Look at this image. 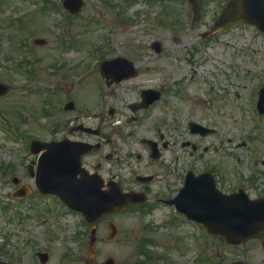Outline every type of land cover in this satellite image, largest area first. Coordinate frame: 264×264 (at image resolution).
<instances>
[{
  "label": "rangeland",
  "instance_id": "1",
  "mask_svg": "<svg viewBox=\"0 0 264 264\" xmlns=\"http://www.w3.org/2000/svg\"><path fill=\"white\" fill-rule=\"evenodd\" d=\"M84 1L81 14L68 23L60 12L39 14L40 0H0V82L11 88L6 97L0 98V193L3 195L0 194L3 197L0 247L11 251L18 242L14 217H10L16 204L9 196L14 191L10 178L22 171L19 158L27 154L21 151L20 143L33 138L45 140L48 136L47 96L42 91L51 84L50 58L59 52L69 63L80 60L84 61L85 68L94 67L96 59L92 52L106 36L112 40L105 50L144 56V73L132 84L120 85L111 97L121 114H129L124 107L138 98L140 86L158 88L165 84L175 92V85H179V95L166 98L163 107L154 106L139 114L148 120L128 124L126 129L133 136L132 152L142 153L136 141L158 129L179 126L182 140H190L187 123L195 120L217 130L214 137L202 141L209 151L201 162L224 164L221 168L229 174L224 188H243L251 198L264 196V113L259 115L255 109L258 91L264 86V34L245 26L220 32L215 37L200 38L226 0H198L201 17L194 25L184 0ZM51 2L58 4L60 0ZM17 16L25 24L15 22ZM40 17L42 21L38 20ZM103 19H108L113 28ZM63 21L64 25L60 24ZM37 37L48 40V45L32 46V40ZM72 40L78 47H72ZM23 41L28 46L20 47ZM65 41L71 49L58 48ZM153 41L160 42L162 54L154 55L149 49ZM10 57L15 62L8 60ZM24 57L29 59V65L16 70V61ZM85 77L76 94L83 105L92 107L102 88L92 69ZM70 82L73 81L69 80L66 85ZM127 87L135 89L125 90ZM115 97L123 103L116 102ZM166 101L176 121L168 118L167 114L172 113ZM116 123L112 126L114 130L119 123L123 127L124 119ZM10 125L17 127L12 128L15 134L9 130ZM18 134L21 137H16ZM184 152L178 155L180 162L190 164L192 161ZM7 165L13 169L5 175L2 169ZM34 202L38 209L47 210L48 215L41 217V220L47 218L46 225L31 228L30 238L42 248L46 244L45 235L48 236V264H100L107 257L114 258L116 264H134L142 259L146 264H231L238 260L264 264V248L259 240L229 247L159 207L152 213L133 208L109 215L107 219L118 230L117 239L105 241L109 231L104 222L100 223L95 244L97 255L91 257L86 249L89 230L80 216L64 213L53 201V204L46 200ZM1 207H10V212L2 214ZM46 227L49 231L44 235ZM145 244L149 245L150 262L136 255Z\"/></svg>",
  "mask_w": 264,
  "mask_h": 264
},
{
  "label": "flooded vegetation",
  "instance_id": "2",
  "mask_svg": "<svg viewBox=\"0 0 264 264\" xmlns=\"http://www.w3.org/2000/svg\"><path fill=\"white\" fill-rule=\"evenodd\" d=\"M102 48L103 45L96 51V63L92 68L82 66L84 61L80 60H75L71 64L67 62L63 55H59V52L56 53V56L50 58L51 90L47 113L48 136L44 142L54 144L64 143L72 151V158L74 160L79 159L78 152L81 144L96 145L94 151L80 158L82 169L98 180L103 179L105 182H115L125 192L143 193L148 200L147 204L151 212L158 205H162L164 209H172L169 201L179 193L185 174L189 170L195 175L210 171L216 180H221L220 185L223 184L226 172L221 167L224 164L215 166L211 162H198L199 158L204 157V154L208 151L207 146H201L202 141L208 137L190 134V140H182L183 137L179 133V127L176 129H158L153 131V134L146 137V139L136 141V145L143 150L142 155L132 152L131 144H133V136L132 132H129L126 128L131 121L135 123L140 121L139 114L149 111L155 104L149 106L147 109L136 111L131 109V104H137L140 101L142 90L154 89L161 91L162 95L159 100V107H163L165 99L171 97L172 93L165 84L159 85L158 88L140 86L138 98L126 103L124 107L127 113L130 112V115L127 116L123 111L121 114L120 110L112 104L113 100H111V97L115 96V92L120 85L132 84L134 79L139 78L144 73V68H142L144 56L128 57L109 49L103 50ZM117 57L132 59L129 60L135 66V68L131 66L132 72L135 71L137 74L135 78L117 81L118 77L125 76V72L112 73L108 69L106 74L103 73L102 65ZM70 66L72 68H69ZM65 69L68 71L64 72L63 70ZM89 69L94 71V76L100 82L102 88L92 107L83 105L78 100L76 94V89L82 85V81L85 78L84 75ZM55 74H57L56 79L54 77ZM69 80L73 82H70L67 86L66 84ZM133 88L127 87L125 90ZM57 97L64 100L61 107L56 106L55 99ZM106 99H110L109 102H106ZM115 101L123 103L122 101H118L117 97H115ZM169 105L166 101V107L169 108V113H172L167 114V116L168 118L172 117L176 121V116L173 114L174 111L171 110L172 108ZM122 118L124 119L123 127L118 126L117 130H114L112 128L113 123L114 125L117 124L116 122ZM83 126L95 129L94 135L84 133L81 130ZM145 140L152 143L150 144L152 151L149 145L145 143ZM182 150H185L187 158L194 159V162L185 165L181 164L178 155L181 156ZM37 157V155L31 154L27 156L28 161L26 158H20L19 165L22 171L19 173L20 183L17 187L20 193L23 192V187L35 186V178L31 177L28 170L32 168V173L35 174ZM75 176V179L81 178L79 172ZM33 197H49L59 200L52 195L29 194L25 197L21 196L16 200L19 208L23 207L22 203L32 200ZM36 214L38 212L29 214L21 209L15 211L14 224L18 232L17 239L19 241L13 247V254L6 251L5 248L0 247V262L22 264L23 257H26L24 261L27 264H29V261L34 262L33 253L35 254L36 250L32 252V247L35 245V242L30 238L28 229L31 226L30 221L37 217Z\"/></svg>",
  "mask_w": 264,
  "mask_h": 264
},
{
  "label": "water",
  "instance_id": "3",
  "mask_svg": "<svg viewBox=\"0 0 264 264\" xmlns=\"http://www.w3.org/2000/svg\"><path fill=\"white\" fill-rule=\"evenodd\" d=\"M77 1L79 3V0ZM188 1L194 11L195 21L199 17L195 0ZM236 24L254 25L260 32H264V0H229L209 33L213 34ZM5 92L6 88L0 85V94ZM157 99L158 96H155L147 103ZM257 109L260 114L264 111V89L260 91ZM48 152L53 153V156L48 160L44 157L39 170L50 168L63 171L67 162L58 158L59 155H56L58 151L49 150ZM206 176L209 179H204V176L187 179L181 195L177 198L178 202H175L179 211L187 219L202 224L209 234L222 237L228 245H242L252 237H259L264 242V199L250 200L243 191L223 195L215 189L211 177L208 174ZM47 179L43 177L44 182L37 186L38 189L42 193L58 194L69 207L81 211L92 229L102 214L120 210L126 205L144 202L141 195L123 194L114 185H108L109 190L103 192L100 190V184H96L89 178H84L77 184L65 182L48 184ZM109 226L112 230L110 236L113 237L115 227L112 224ZM105 264L113 263L108 260Z\"/></svg>",
  "mask_w": 264,
  "mask_h": 264
}]
</instances>
